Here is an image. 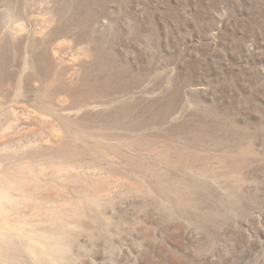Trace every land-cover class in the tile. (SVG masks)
Returning <instances> with one entry per match:
<instances>
[{
  "label": "rangeland",
  "instance_id": "obj_1",
  "mask_svg": "<svg viewBox=\"0 0 264 264\" xmlns=\"http://www.w3.org/2000/svg\"><path fill=\"white\" fill-rule=\"evenodd\" d=\"M0 264H264V0H0Z\"/></svg>",
  "mask_w": 264,
  "mask_h": 264
}]
</instances>
